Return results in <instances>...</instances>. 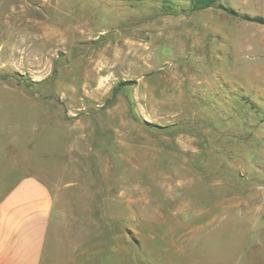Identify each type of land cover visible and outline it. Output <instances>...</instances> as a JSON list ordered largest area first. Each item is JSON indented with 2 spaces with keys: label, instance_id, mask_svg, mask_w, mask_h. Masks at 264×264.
Returning a JSON list of instances; mask_svg holds the SVG:
<instances>
[{
  "label": "rangeland",
  "instance_id": "rangeland-1",
  "mask_svg": "<svg viewBox=\"0 0 264 264\" xmlns=\"http://www.w3.org/2000/svg\"><path fill=\"white\" fill-rule=\"evenodd\" d=\"M219 4L0 0V117L106 264H264V0Z\"/></svg>",
  "mask_w": 264,
  "mask_h": 264
},
{
  "label": "crops",
  "instance_id": "crops-1",
  "mask_svg": "<svg viewBox=\"0 0 264 264\" xmlns=\"http://www.w3.org/2000/svg\"><path fill=\"white\" fill-rule=\"evenodd\" d=\"M2 115L0 264H106V234L91 233L90 209L79 206L89 199L85 187L48 183L41 176V161L20 151L19 130L11 128L6 112ZM65 195L73 203L69 209L63 206ZM105 216L94 218L105 223ZM115 256L110 264L117 263Z\"/></svg>",
  "mask_w": 264,
  "mask_h": 264
},
{
  "label": "trees",
  "instance_id": "trees-1",
  "mask_svg": "<svg viewBox=\"0 0 264 264\" xmlns=\"http://www.w3.org/2000/svg\"><path fill=\"white\" fill-rule=\"evenodd\" d=\"M128 2H136L141 3L145 0H125ZM161 4L162 10L166 12L167 15H175V14H185V13H196L201 11H206L211 8H222L225 11L229 12L232 15H235L236 13L229 8L224 7L223 5L219 4L220 0H157ZM176 2L180 4L181 9H178L176 6ZM255 22H258L260 24H264V18L259 17L254 19ZM134 82L132 81H124L119 83L114 91H113V97H116L119 92H121L125 87L133 85Z\"/></svg>",
  "mask_w": 264,
  "mask_h": 264
}]
</instances>
